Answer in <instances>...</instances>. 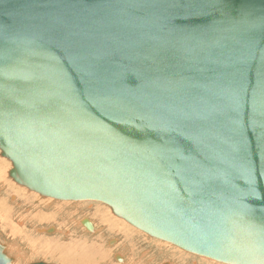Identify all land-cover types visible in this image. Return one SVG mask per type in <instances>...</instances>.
Returning a JSON list of instances; mask_svg holds the SVG:
<instances>
[{
	"label": "water",
	"instance_id": "1",
	"mask_svg": "<svg viewBox=\"0 0 264 264\" xmlns=\"http://www.w3.org/2000/svg\"><path fill=\"white\" fill-rule=\"evenodd\" d=\"M0 151L41 196L264 264V0H0Z\"/></svg>",
	"mask_w": 264,
	"mask_h": 264
},
{
	"label": "rangeland",
	"instance_id": "2",
	"mask_svg": "<svg viewBox=\"0 0 264 264\" xmlns=\"http://www.w3.org/2000/svg\"><path fill=\"white\" fill-rule=\"evenodd\" d=\"M2 167H0V169L4 170L8 177L12 179L9 176V171L13 167L12 163L9 160L4 161L2 163ZM10 196H14L16 199H25L21 209L22 215L23 217H27V219H32L35 221V224H33L34 227L30 229V231L21 233L16 222H12L14 205L10 200ZM35 197L45 200L53 199L56 204L54 201H52V203H54L52 205L41 203L39 200L35 199ZM3 201V199H0V216H3V218L0 217V246H3L2 252H5L4 254L6 257L11 259V262L7 264H12L16 261L18 264H35L39 263L40 261L42 262V260L38 259L41 253L39 248L47 243L50 244L49 253L52 256L55 254L58 247L60 248V252L61 249H64L60 245H57L58 241H60L61 244L67 245L69 247L71 243L82 244L87 242L89 240L90 232L87 230L85 231V227L81 223L85 218L91 219L94 223L95 227L93 228L96 230H94L95 236L98 237L99 240L92 247V249L99 250L98 256H96L95 253H90V256L81 254L79 260H74L76 255L71 254L68 250H66V252L69 254V259L72 262L65 260L66 262L64 264H100V253H104V256L109 261V264H122V262H117L115 260L116 256L121 257V260H124L125 264H163V256H159L157 251L165 250L162 247H153V243L146 242L145 239H149L161 245L168 246V251H166L168 253L178 252L180 254H184L185 257H188L184 259L186 264H224L208 260L206 258H199L198 256L196 257L181 250L180 248L175 247L172 244L151 238L147 234L128 224L120 217L119 218L125 221L134 232L142 235L143 238H140L138 242L135 240V238H132V240L129 241V237L123 238L115 231H107L102 229V227H100V212L95 211L94 208H89V206L91 207L92 205H95L96 207H100V211L109 210L111 212L110 208L103 203L61 201L54 198L41 196L38 193L28 190L26 187L20 184H16L12 192H10V194L5 197V202ZM78 203H80L81 207H79L80 205H76ZM60 205L63 208L62 212L58 209ZM2 209H4L3 214L1 213ZM104 213L105 212H102V214ZM2 225L5 227L4 232L2 231ZM50 228L54 229V232L52 231L49 234L43 232L44 230ZM66 237L78 238V241L66 239ZM134 237L137 238L138 236ZM114 238H117V240H114ZM86 247L88 248L89 246ZM9 249H17L22 254L23 252H26L27 255H31V258H17L16 255H13V251H9ZM32 249H35L36 251L31 252ZM83 257L85 258L83 259ZM164 258L167 259V256L165 255ZM49 262L50 261H46L45 264H49Z\"/></svg>",
	"mask_w": 264,
	"mask_h": 264
},
{
	"label": "bare ground",
	"instance_id": "3",
	"mask_svg": "<svg viewBox=\"0 0 264 264\" xmlns=\"http://www.w3.org/2000/svg\"><path fill=\"white\" fill-rule=\"evenodd\" d=\"M4 161H7L6 158H3L0 154V167H2V163ZM3 168V167H2ZM16 182L12 179H10L7 175V173L4 172V170L0 169V199H3L5 202V197L10 194V192H12L13 188L16 186ZM51 198V197H50ZM35 199L39 200L41 203H46V204H54L52 203V201H54L53 199H39L37 197H35ZM55 199V198H54ZM10 200L13 203V221L12 222H16L17 227L19 228V231L25 232V231H30V229H32L34 227L33 224H35V221L32 219H27V217H23L21 209L23 207V204L25 202V199L20 198V199H16V197L14 196H10ZM62 201V200H61ZM55 202V201H54ZM58 202V201H57ZM83 202H92V201H83ZM56 204V202H55ZM76 205H80V203L76 204ZM92 205V204H91ZM81 207V205L79 206ZM79 207H74V208H79ZM89 208H94L95 211L100 212V227H102V229L107 230V231H115L116 233H119L120 236H122L123 238H127L129 237V241L132 240V238H135V240L138 242L140 238H143L142 235L134 232L130 226L123 221L122 219H120L119 217L115 216L112 212H110L109 210L106 211H100V207H96L95 205H92L91 207L89 206ZM61 212L63 210V208L61 207V205L58 208ZM4 209H2L1 213L3 214ZM102 212H105L104 214H102ZM107 213V214H106ZM1 218H3V216H0ZM0 218V219H1ZM84 220H87L92 228L95 227L94 223L91 219L89 218H85ZM51 222V221H49ZM23 224V226H22ZM25 226V227H24ZM68 226V225H67ZM66 226V227H67ZM84 226V225H83ZM132 226V225H131ZM2 227V231L4 232L5 227L4 225L1 226ZM85 227V226H84ZM137 229V228H136ZM95 229L93 228V230L90 232V236H89V240L87 242H84L82 244H75V243H71L70 247L67 245H63L60 243V241L57 242V245H60L61 247H63L64 249H61L60 252V248L58 247V249L56 250L54 255H50L49 250H50V244L47 243L45 245H42L39 249L41 251L40 256L38 257L39 260H42L41 263H46V261H50L49 264H64L66 261H71L69 259V254L68 252H66V250L69 251V253L71 254H75L76 258H74V260H79L80 259V255H87L90 256V253H95L96 256H98V251L99 250H94L92 249V247L97 243V241L99 240L98 237L95 236ZM52 231L54 232V229H52ZM85 231H86V227H85ZM101 231V230H100ZM44 233H47L46 230L43 231ZM89 232V231H88ZM49 234V233H48ZM72 236V235H71ZM134 236H138L137 238ZM146 238V237H145ZM66 239H70L73 241H78V238H69L66 237ZM113 239V238H112ZM114 240H117V238H114ZM149 239H145L146 242H152L153 243V247L155 246L156 248H163L165 251H157L159 256H163L162 259V263L167 262V264H186L184 262V259L188 258L185 257L184 254H180V253H168L166 251H168V246L165 245H161L159 243H156L152 240ZM113 241V240H112ZM118 244V243H117ZM86 246H89L88 248ZM126 246V245H125ZM176 247V246H175ZM9 251H13V255L17 258L21 257L24 259H30L31 255H27L26 252L23 254L18 251L17 249L15 250H10ZM35 249H32L31 252H35ZM184 251V250H183ZM150 252V251H149ZM5 253V252H4ZM128 253V252H127ZM119 255V254H118ZM122 255V254H121ZM157 255V254H156ZM167 256V259L164 258V256ZM125 256V255H124ZM155 256V255H154ZM123 257V255H122ZM85 257H83L84 259ZM120 260L122 259L121 257H119ZM129 258V257H128ZM153 258V257H151ZM156 259V258H155ZM55 260V261H54ZM116 260V257H115ZM117 261V260H116ZM153 261V260H152ZM72 262V261H71ZM109 261L106 259V257L104 256V253H100V264H109ZM119 262V261H117ZM116 262V263H117ZM122 264L124 263V260H121ZM151 262V261H150ZM12 264H18V262H14ZM90 264V263H89ZM127 264V263H126ZM225 264V263H224Z\"/></svg>",
	"mask_w": 264,
	"mask_h": 264
},
{
	"label": "flooded vegetation",
	"instance_id": "4",
	"mask_svg": "<svg viewBox=\"0 0 264 264\" xmlns=\"http://www.w3.org/2000/svg\"><path fill=\"white\" fill-rule=\"evenodd\" d=\"M197 257V256H196ZM200 258V257H199ZM163 264H167V262H164Z\"/></svg>",
	"mask_w": 264,
	"mask_h": 264
}]
</instances>
